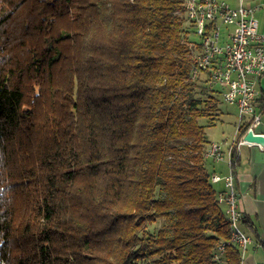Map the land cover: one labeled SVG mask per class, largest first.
<instances>
[{
	"label": "trees",
	"instance_id": "16d2710c",
	"mask_svg": "<svg viewBox=\"0 0 264 264\" xmlns=\"http://www.w3.org/2000/svg\"><path fill=\"white\" fill-rule=\"evenodd\" d=\"M193 32L184 0H0V264H239Z\"/></svg>",
	"mask_w": 264,
	"mask_h": 264
},
{
	"label": "built area",
	"instance_id": "2783aa9c",
	"mask_svg": "<svg viewBox=\"0 0 264 264\" xmlns=\"http://www.w3.org/2000/svg\"><path fill=\"white\" fill-rule=\"evenodd\" d=\"M260 8L261 5L244 4L241 0L235 7L226 0H184L187 22L191 27L199 26V33H194L199 49L195 54V65L191 67V77L207 70L209 84L219 85L224 101L235 106L237 125L247 123L245 133L250 130L264 138V132L257 130L262 107L256 85L264 74V26L259 28L256 17ZM243 135L237 142L210 141L204 157L225 162L230 168L232 154H237L242 145L264 148V143L245 140ZM211 178L221 183L216 197L218 202L226 205L233 222L232 237L216 248L214 258L217 259L227 243L239 242L243 252L250 238L240 227L242 214L237 209L231 168L224 174L213 173Z\"/></svg>",
	"mask_w": 264,
	"mask_h": 264
},
{
	"label": "crops",
	"instance_id": "0c3cea01",
	"mask_svg": "<svg viewBox=\"0 0 264 264\" xmlns=\"http://www.w3.org/2000/svg\"><path fill=\"white\" fill-rule=\"evenodd\" d=\"M226 1L232 7L239 3V0ZM241 1L244 4L261 5L260 10L256 12V17L259 28H262L264 26V0ZM256 87L262 107L261 122L257 130L264 132V74L260 77ZM221 141H229V139L225 137ZM236 155V161L231 170L234 175L237 209L242 214L240 227L250 238V242L241 252L239 264H264V148L242 145ZM208 162L209 172L224 174L230 169L225 162L214 163L210 160Z\"/></svg>",
	"mask_w": 264,
	"mask_h": 264
},
{
	"label": "rangeland",
	"instance_id": "374dc122",
	"mask_svg": "<svg viewBox=\"0 0 264 264\" xmlns=\"http://www.w3.org/2000/svg\"><path fill=\"white\" fill-rule=\"evenodd\" d=\"M188 45L190 47L192 54L193 55L196 54L197 50L195 49V44L193 43V40L189 42ZM215 86H219V85H215ZM222 92L223 91L221 88V94L219 95V100H220L219 106L220 109L222 110V114L220 115L221 119L220 121H217L215 125L208 127L206 129L207 139H212L213 141H221V139H224L225 137H227L230 141L233 140V138L235 137V129L237 125L238 116L234 105L228 104L223 100ZM207 164H209L208 161L206 162V165ZM214 188H218V185L214 184ZM155 225L158 227L159 222L156 223Z\"/></svg>",
	"mask_w": 264,
	"mask_h": 264
},
{
	"label": "bare ground",
	"instance_id": "6f19581e",
	"mask_svg": "<svg viewBox=\"0 0 264 264\" xmlns=\"http://www.w3.org/2000/svg\"><path fill=\"white\" fill-rule=\"evenodd\" d=\"M194 32L193 33H199V26H192ZM195 65V63L193 64ZM190 74H191V71H190ZM206 155V150L204 152V156ZM211 181H212V178H210ZM212 182H215V181H212ZM216 195H219V190L217 191V194ZM225 212H226V215H227V219L229 221V239L230 240V237H232V231H233V222H232V217L230 214H228L227 212V208H226V205H225ZM235 243L238 247H239V242H233Z\"/></svg>",
	"mask_w": 264,
	"mask_h": 264
},
{
	"label": "water",
	"instance_id": "95a60500",
	"mask_svg": "<svg viewBox=\"0 0 264 264\" xmlns=\"http://www.w3.org/2000/svg\"><path fill=\"white\" fill-rule=\"evenodd\" d=\"M243 138L245 140H253V141H257L261 144L264 143V138L261 135H257V134H253L252 131L248 130L244 135Z\"/></svg>",
	"mask_w": 264,
	"mask_h": 264
}]
</instances>
